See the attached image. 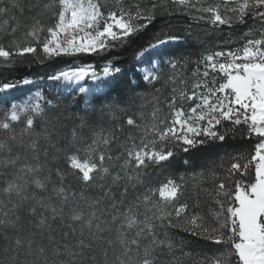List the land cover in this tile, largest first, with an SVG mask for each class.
<instances>
[{
  "label": "snow or ice",
  "instance_id": "6c2138e0",
  "mask_svg": "<svg viewBox=\"0 0 264 264\" xmlns=\"http://www.w3.org/2000/svg\"><path fill=\"white\" fill-rule=\"evenodd\" d=\"M173 16L210 32L253 26L240 46L192 60L175 50L185 36L157 28ZM129 50L131 78L113 97ZM79 56L108 58L47 79L71 90L85 117L91 109L114 121L134 97L150 98L111 128L81 118L61 144L60 118L48 115L58 105L41 91L15 102L28 77L0 82V264H264V0H0V65ZM145 84L150 93L138 91ZM241 126V139L255 140L250 153L207 167L188 158L224 147ZM181 153L191 170L153 186L150 170L171 169ZM201 193L215 205L211 222L198 211ZM209 245L222 247L193 248Z\"/></svg>",
  "mask_w": 264,
  "mask_h": 264
},
{
  "label": "trees",
  "instance_id": "16d2710c",
  "mask_svg": "<svg viewBox=\"0 0 264 264\" xmlns=\"http://www.w3.org/2000/svg\"><path fill=\"white\" fill-rule=\"evenodd\" d=\"M45 23H51L50 20H46ZM188 25H191L189 28ZM253 26V22L249 21L247 24L238 25L233 29L224 28L223 31H211L208 28V25L201 22L200 24L192 23L188 21L186 17H178L173 16L172 18L167 17H158L157 19V28L164 27L166 30L170 31L172 34L185 36V40L180 42L179 45L175 46V50L177 51V55H183L187 57H191L192 60L197 59L202 52L210 51V50H223V49H232L240 46L241 41L237 40L236 38L243 34V32L248 29L249 27ZM186 31H190L191 35H186ZM233 39V42L228 43L227 41L229 38ZM123 51V50H122ZM112 53L109 54L111 56ZM108 57H98V56H79V57H60L56 58L51 62H46L44 65L39 64H23L17 65L15 67H5L0 65V82L19 79L22 77H28L33 80H40L45 86L42 88L43 94L50 99L54 105H58V107H53L51 111L48 113L49 117L55 120L57 116L60 118V122L62 126H57V131L55 133L54 138L58 140L61 144L65 142L66 138H69L71 135V131L73 128H76L79 131V125L81 122V118H87L89 121L95 120L97 124H102L105 128L114 127L117 124H123L126 115H132L133 113L140 110V104L144 103L146 99L150 97H145V100H142L140 97H134V102L131 104H126L122 106H126L128 108V112L125 113H117L119 119L117 120H110L109 116L104 115L101 117L99 114L93 115L91 109L87 111V117H85V108L84 104H77L74 101H71V98L64 99L63 97L55 96L52 92L50 97H48L47 90L50 83H48V75L53 72L54 70L60 68H67L76 63L79 64H88L92 63L97 68H99L102 63ZM131 61V50L126 51L123 53L122 59L120 61L121 65L125 68V73L120 77V81L117 82V85L111 87L109 89L111 96L115 97L121 92L120 84L131 78V74L127 72L128 62ZM195 67L193 63H189L186 69L187 73L190 75L192 69ZM54 85V84H53ZM140 92L150 93L151 86L142 85ZM16 94V92H14ZM79 100V97H76ZM99 107V105H96ZM151 105L149 104L144 111L150 110ZM51 128V125H49ZM41 129L38 127L37 131ZM127 129H125V133L117 132V135L123 138V135L126 134ZM246 132V129L241 126L236 134L235 139L232 138V133H229V137L225 142L224 147L219 148L216 146H207L203 148H198L192 150L189 154L190 160L196 161V166L199 167L201 165L207 167L210 166L209 161L212 158H216V163L219 164L218 157L225 152L232 153L234 151H243L245 153H250L253 149V145L255 140L249 141L245 139H241V136ZM83 135L85 137L89 136V129L85 128L83 130ZM115 148V146H114ZM184 154H180L177 157L176 162L171 166V169L157 171V170H150L151 171V179L150 183L153 186H158L161 182L166 179V176L171 172L174 176H176L179 172H186L190 171L191 169L186 168L181 162L180 159ZM63 164L62 161H60ZM229 161H225V166ZM218 172L221 171L220 168L216 169ZM53 179L55 176L53 175ZM206 188H211L212 183L209 181L207 184L204 185ZM95 193H93L94 195ZM211 207H215L212 204L210 198L207 196L206 193H201V207L198 211H201L211 222V217L209 216V209ZM184 233H178L177 239L183 237ZM222 247L216 245H209L207 248L203 249H196L195 246L193 248L195 250H202L203 252H211L213 249ZM193 258H186L184 264H193Z\"/></svg>",
  "mask_w": 264,
  "mask_h": 264
},
{
  "label": "rangeland",
  "instance_id": "374dc122",
  "mask_svg": "<svg viewBox=\"0 0 264 264\" xmlns=\"http://www.w3.org/2000/svg\"><path fill=\"white\" fill-rule=\"evenodd\" d=\"M80 65H83V64L76 63L70 67H76V66H80ZM33 81H34L33 85L26 86V87L19 88V89L15 90L16 94H14V95L16 97H19V99L16 100L15 102H21L23 99L27 98V96L33 95L36 91L42 92V88L45 86V84L42 83L40 80H33ZM48 83H50V85L48 86V90H47L48 97H50L51 92L53 90L52 93L55 96L63 97L64 99H67L70 97L71 101H73L71 90L64 91V87H65L64 85L57 84L56 82H53L50 80H48ZM90 83L91 82H89V84ZM85 86L87 87L88 85H85Z\"/></svg>",
  "mask_w": 264,
  "mask_h": 264
}]
</instances>
